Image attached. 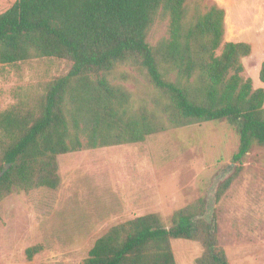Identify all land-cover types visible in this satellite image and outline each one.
<instances>
[{
	"label": "trees",
	"instance_id": "obj_1",
	"mask_svg": "<svg viewBox=\"0 0 264 264\" xmlns=\"http://www.w3.org/2000/svg\"><path fill=\"white\" fill-rule=\"evenodd\" d=\"M204 0H16L0 14V65L34 59L70 63L68 72L0 109V203L14 192L55 190L59 156L135 145L169 129L227 121L238 130L231 158L241 165L264 148V89H253L243 42H227L225 11ZM166 22V35H150ZM141 75L143 85H124ZM264 84V61L259 71ZM238 170V168H237ZM219 188L218 196L231 183ZM206 202L117 224L83 264H176L171 241L201 244L196 264H229ZM39 246L26 250L28 260Z\"/></svg>",
	"mask_w": 264,
	"mask_h": 264
},
{
	"label": "rangeland",
	"instance_id": "obj_2",
	"mask_svg": "<svg viewBox=\"0 0 264 264\" xmlns=\"http://www.w3.org/2000/svg\"><path fill=\"white\" fill-rule=\"evenodd\" d=\"M15 2L0 0V14ZM204 3L224 9L225 41L251 46V54L241 60L243 74L251 79L253 89H264L259 81L264 61V0ZM165 35L166 22H158L150 42ZM69 68V62L57 59L0 65V109L41 90ZM131 74L126 87L134 90L144 84L141 75ZM238 142L236 125L210 121L156 133L135 145L61 157L55 190L14 192L0 203V264H83L94 242L131 216L129 204L123 205L124 215L118 219L97 221L89 211L97 205L99 167H107L102 173L120 183L129 180L128 164L135 165V180L150 184L147 192L158 189L161 203L152 195L133 209L156 214L168 226L176 210L203 199L206 211L201 217L214 219L217 243L229 264H264V148H253L238 165L231 161ZM98 161L102 165L97 166ZM230 177V185L218 196L219 187ZM35 246L40 251L28 260L26 250ZM171 246L176 264H196L203 252L200 243L185 239L172 240Z\"/></svg>",
	"mask_w": 264,
	"mask_h": 264
},
{
	"label": "crops",
	"instance_id": "obj_3",
	"mask_svg": "<svg viewBox=\"0 0 264 264\" xmlns=\"http://www.w3.org/2000/svg\"><path fill=\"white\" fill-rule=\"evenodd\" d=\"M121 146H126V145H121ZM115 147H119V146H115ZM115 147L100 148L89 151H100ZM75 153L59 156L58 166L60 167L59 161L61 157L72 155ZM127 155L128 154H126L125 156ZM100 165H102V163L98 161L97 166ZM99 168L104 171H108L107 167H99ZM102 170L101 173L97 172V176H98V179L96 180L97 205H95L92 209L89 210L96 216L97 221L107 220L111 217L118 219V217L124 215V208H123L124 204L131 205V209L129 210L131 211L129 212V215L131 216L129 217V219H126V221H130L140 216L148 215V214L139 213L140 210L137 207L133 209L132 206L137 202H141L144 201L146 198H150L152 195L155 197V199H157L158 189H155L154 191H152V194H150L149 192H147L149 189H151L149 183L141 182L140 179L135 180L136 179V177L134 176L135 165L133 164L127 165L126 171H127V177L129 178L128 182L124 180L125 182L122 181L118 183L117 181L112 180L110 175L108 176L106 175L109 173L103 174ZM113 196L119 199H113L112 198ZM158 202L160 203V200H158Z\"/></svg>",
	"mask_w": 264,
	"mask_h": 264
},
{
	"label": "water",
	"instance_id": "obj_4",
	"mask_svg": "<svg viewBox=\"0 0 264 264\" xmlns=\"http://www.w3.org/2000/svg\"><path fill=\"white\" fill-rule=\"evenodd\" d=\"M11 164H5L3 169L0 171V178L5 174L6 171H8Z\"/></svg>",
	"mask_w": 264,
	"mask_h": 264
}]
</instances>
